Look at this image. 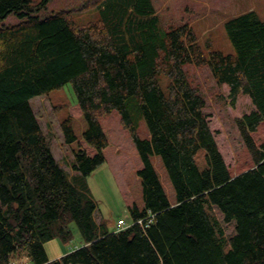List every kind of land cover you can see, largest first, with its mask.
Here are the masks:
<instances>
[{
    "label": "trees",
    "instance_id": "obj_1",
    "mask_svg": "<svg viewBox=\"0 0 264 264\" xmlns=\"http://www.w3.org/2000/svg\"><path fill=\"white\" fill-rule=\"evenodd\" d=\"M49 1L0 0V20L12 13L24 19L0 27V264H264V142L257 147L250 135L264 122V20L255 11L227 20L235 54H225L211 44L205 52L187 23L166 25L153 0H91L85 7L97 6L100 19L87 24L77 23L71 10L41 17ZM188 63L209 68L233 103L240 94L251 98L255 107L238 125L254 167L230 174ZM162 74L171 80L168 94ZM67 84L87 124L83 138L97 151L75 152L73 175L56 159L31 104ZM131 107L145 119L148 138L139 135ZM114 110L142 162L144 207H129L135 223L121 231L97 221L87 179L105 162L109 142L101 119ZM61 128L66 143L77 139L71 116ZM71 223L84 244L50 259L45 243L67 244Z\"/></svg>",
    "mask_w": 264,
    "mask_h": 264
},
{
    "label": "rangeland",
    "instance_id": "obj_2",
    "mask_svg": "<svg viewBox=\"0 0 264 264\" xmlns=\"http://www.w3.org/2000/svg\"><path fill=\"white\" fill-rule=\"evenodd\" d=\"M41 0H31L37 5ZM91 0H50L47 7L39 15L46 17L60 10H71L73 19L79 24H87L100 19V12L95 5H85ZM157 13L166 25L189 24L196 33L201 46L208 52V44L213 50L225 54H235V49L227 36L225 22L237 15L255 11L264 20V0H153ZM24 19L15 13L0 20V27L15 25ZM188 77L204 95L207 105L206 112L211 129L219 149L225 159L232 176H236L252 167L255 160L248 148L245 137L240 131L238 119L250 113L254 104L248 95L240 94L235 103L229 96V87L220 85L213 78L210 69L198 67L193 63L185 66ZM163 91L168 94L171 80L166 75H159ZM31 104L39 119V123L51 143L56 159L71 174L75 152L85 150L90 155L96 149L83 138L86 121L80 110L71 84L53 90L46 95L32 99ZM142 138L149 137L145 119L134 107L130 110ZM71 116L77 139L66 143L61 122ZM103 130L108 138V146L103 150L105 162L88 176L89 194L96 201L98 208L95 217L112 230L119 218L131 221L129 207L136 204L144 207L143 191L138 170L142 162L134 145L130 131L121 122V113L114 110L111 115L101 119ZM251 137L257 147L264 142V122ZM205 150H200L197 162L201 169L206 166ZM152 161L162 179L170 202L176 203L175 191L161 158L157 155ZM219 218L223 215L219 212ZM70 228L73 232L68 246L82 243L81 234L74 223ZM228 234L235 233V222L228 224Z\"/></svg>",
    "mask_w": 264,
    "mask_h": 264
},
{
    "label": "crops",
    "instance_id": "obj_3",
    "mask_svg": "<svg viewBox=\"0 0 264 264\" xmlns=\"http://www.w3.org/2000/svg\"><path fill=\"white\" fill-rule=\"evenodd\" d=\"M172 204H175V203H172ZM116 227L117 225H115V227L112 230H110L109 228L108 229L109 231H115ZM83 244L84 242L77 243L76 246L71 247L65 244L60 238H54L45 243V249L50 259H57L65 255L66 253H68L70 250L80 247Z\"/></svg>",
    "mask_w": 264,
    "mask_h": 264
},
{
    "label": "built area",
    "instance_id": "obj_4",
    "mask_svg": "<svg viewBox=\"0 0 264 264\" xmlns=\"http://www.w3.org/2000/svg\"><path fill=\"white\" fill-rule=\"evenodd\" d=\"M138 223H140L142 225V220H139ZM119 224V229H123L125 227H127V222L124 219H120L118 221ZM23 264H30V263H23Z\"/></svg>",
    "mask_w": 264,
    "mask_h": 264
}]
</instances>
